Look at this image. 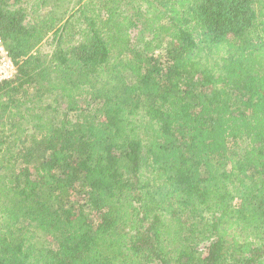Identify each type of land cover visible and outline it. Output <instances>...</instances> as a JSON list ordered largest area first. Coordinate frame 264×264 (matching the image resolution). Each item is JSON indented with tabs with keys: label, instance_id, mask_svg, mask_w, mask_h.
<instances>
[{
	"label": "trees",
	"instance_id": "16d2710c",
	"mask_svg": "<svg viewBox=\"0 0 264 264\" xmlns=\"http://www.w3.org/2000/svg\"><path fill=\"white\" fill-rule=\"evenodd\" d=\"M63 2L0 0V264H264V0Z\"/></svg>",
	"mask_w": 264,
	"mask_h": 264
},
{
	"label": "rangeland",
	"instance_id": "374dc122",
	"mask_svg": "<svg viewBox=\"0 0 264 264\" xmlns=\"http://www.w3.org/2000/svg\"><path fill=\"white\" fill-rule=\"evenodd\" d=\"M35 0H32V2ZM83 4H85V6H87V8H89L90 10H93L95 13L98 12L99 10V0H82V1H76L73 0L68 2V0H64V2L62 3L61 6L55 7L56 11L53 12V14L51 15H47L48 18V22L47 25H55L56 21H57V25H61L62 23H64V21H66L67 17H69L76 9H78L80 6H83ZM66 5V6H63ZM48 9V8H46ZM53 9V8H51ZM51 9H49L48 11H51ZM67 9V11H66ZM54 10V9H53ZM78 31V30H76ZM77 35V34H76ZM79 36H76V39H78ZM54 42L52 41V32H50L48 34V36L41 42V44L39 45V49L40 51L44 52V53H49V55L52 54L53 50H54ZM94 215V218H98V213L96 211H94L92 213V216ZM203 247V246H202ZM205 250V249H204Z\"/></svg>",
	"mask_w": 264,
	"mask_h": 264
},
{
	"label": "built area",
	"instance_id": "2783aa9c",
	"mask_svg": "<svg viewBox=\"0 0 264 264\" xmlns=\"http://www.w3.org/2000/svg\"><path fill=\"white\" fill-rule=\"evenodd\" d=\"M17 72V66L8 48L0 36V82L11 79Z\"/></svg>",
	"mask_w": 264,
	"mask_h": 264
}]
</instances>
